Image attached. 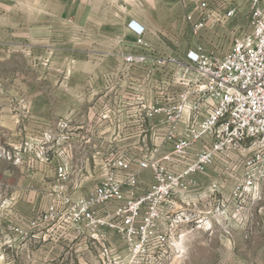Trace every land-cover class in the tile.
I'll return each mask as SVG.
<instances>
[{
	"label": "rangeland",
	"instance_id": "obj_1",
	"mask_svg": "<svg viewBox=\"0 0 264 264\" xmlns=\"http://www.w3.org/2000/svg\"><path fill=\"white\" fill-rule=\"evenodd\" d=\"M193 1L0 0V264H264V195L229 198L228 220L216 213L211 228L182 224L179 257L171 245L133 258L116 233L95 236L68 213L107 158L146 151L120 143L121 95L144 89V66L127 59L143 50L129 23L147 27L155 54L176 55L194 44ZM235 28L216 24L204 41L229 42Z\"/></svg>",
	"mask_w": 264,
	"mask_h": 264
},
{
	"label": "built area",
	"instance_id": "obj_2",
	"mask_svg": "<svg viewBox=\"0 0 264 264\" xmlns=\"http://www.w3.org/2000/svg\"><path fill=\"white\" fill-rule=\"evenodd\" d=\"M214 1L190 4L185 20L194 44L176 55L155 54L148 29L129 23L143 50L127 59L144 66V89L121 95L128 139L120 143L146 151L107 158L102 178L68 210L95 236L116 233L133 258L159 257L171 245L179 257L182 224L211 228L216 213L228 220L229 198L264 195V0H245L246 11ZM216 24L236 27L229 42L222 33L204 41ZM202 201L211 208L191 218Z\"/></svg>",
	"mask_w": 264,
	"mask_h": 264
},
{
	"label": "crops",
	"instance_id": "obj_3",
	"mask_svg": "<svg viewBox=\"0 0 264 264\" xmlns=\"http://www.w3.org/2000/svg\"><path fill=\"white\" fill-rule=\"evenodd\" d=\"M142 24V23H140ZM143 26H145L144 24H142ZM146 27V26H145ZM147 28V27H146ZM147 37V36H146ZM212 175H213V172L212 171H209V173L205 174L203 177H204V185H207L209 184V181L212 179ZM227 182L228 180L225 182V184L227 185Z\"/></svg>",
	"mask_w": 264,
	"mask_h": 264
}]
</instances>
